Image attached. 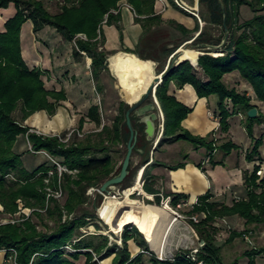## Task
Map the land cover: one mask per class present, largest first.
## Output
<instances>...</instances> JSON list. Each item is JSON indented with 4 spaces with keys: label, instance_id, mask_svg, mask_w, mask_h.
<instances>
[{
    "label": "trees",
    "instance_id": "16d2710c",
    "mask_svg": "<svg viewBox=\"0 0 264 264\" xmlns=\"http://www.w3.org/2000/svg\"><path fill=\"white\" fill-rule=\"evenodd\" d=\"M122 1L132 8L135 15L134 22L142 29L139 42L133 50L124 46L121 14L114 13L118 11L119 3ZM155 1L56 0L54 4L57 11L53 13L46 8L44 0H0V9H6L13 4L16 10L15 15L6 21L4 32L0 33V203L7 213L16 212L18 199L30 208L43 207L45 195L42 189L47 172L54 171V185L58 180L56 167L48 160L49 158L32 171H28L23 166L21 158L24 153H18L14 149L21 136L26 137L33 154L44 152L69 170L77 171L74 178L67 174H62L60 177L61 186L67 193V198L63 209L56 202H52V206L46 211L48 218L54 222L53 228L39 230L37 224L31 219L18 226H0V251L6 250L9 254V250L13 249L16 252V264H97L94 260L95 256L98 261L112 257L111 264H144L145 253H151L148 258L151 264H195L185 260L187 252L178 253L172 261L157 259L150 252L142 234L132 225L124 227L121 233V246H118L110 244L107 236L84 235L80 232L81 228L89 225L92 217L90 213L83 212L72 220L61 222L63 210L69 215L81 210L88 199L86 195L88 188H100L103 182L119 173L121 166L114 170L113 160L107 152L110 151L111 146L121 143L126 145L129 138L125 122V113L130 107L128 104L122 101L118 103L117 115L110 125L102 124L98 105L90 106L87 118L100 130L92 132L80 142L74 141L70 144L60 141L57 136H43L30 132V128L23 124L26 119L39 111H45L48 116H54L59 102L67 98L63 90L46 89L42 78L47 76V71L38 68L30 69L23 60L20 32L25 22L32 23L34 33L49 27L65 42L75 43L73 57L82 55L84 52L91 60L92 77L99 81L101 73L108 72L107 56L114 54L104 49L105 36L102 24L106 21L107 26H115L118 30L122 44L121 51L135 54L143 66V61L154 62L156 74L160 75L169 70H165L167 60L185 42L194 38V34L199 29L198 24L195 29L189 30L175 20H165L162 15L156 13ZM168 1L177 8L173 0ZM200 1L207 4L210 22L223 28V10L218 0ZM221 3L225 10L226 27L229 31L227 42L221 48L208 49L207 46H219L223 38H206L205 32L201 30L191 41L190 47L195 48V45L200 43L204 45L202 50H186L179 58L180 63H174L170 73L163 78L155 90V97L164 119L162 134L155 149L185 141L196 148L205 149V159H208L210 167L223 166V160H214V154L221 151L223 158H226L238 147L230 140L219 144L214 136L217 132L226 135L229 130L230 116L239 114L245 117L247 121L245 129L253 140L252 148L245 155V160L254 163V166L252 171H243L244 197L233 202L231 206H227L209 202L211 195L206 193L197 199L189 212L190 216L201 214L205 216L198 223H192L199 240L204 242L197 254L198 260L204 264H223L220 259L221 248L214 243L217 229L213 227V224L216 219L237 215L244 220L245 229L242 232H230L226 243L248 234L252 231L249 226H254L256 229L264 226V180H259L256 175L257 170L264 164V158L260 152L263 136L255 139L252 131L254 125L264 124V112L258 106V104L264 105V0H221ZM242 5L248 6L254 16L250 20L237 24V10ZM165 26L176 30L179 36H174L173 32H169ZM78 35H84L86 40L77 38ZM172 43H174L173 46L169 47ZM190 62L193 65L197 62V67L206 77V81L196 75V70ZM144 72L149 75L150 71L144 69ZM233 73H237L248 85L252 95L225 84V77ZM98 83L96 90L101 93L103 87ZM171 83H174L177 88L187 84L193 86L199 98L216 97L219 118V128L216 132L200 137L192 135L182 127L183 120L192 112V109L169 94ZM142 87V84L136 85L137 97L145 91H141ZM19 107L20 121L13 116ZM253 108L258 110V115L251 119L248 118L247 112ZM131 120L138 132L135 152L139 147V134L142 132L135 126L133 116ZM84 123L85 120L82 118L79 121V131L82 130ZM204 164L205 160L197 164L203 173L206 172ZM184 166V163H179L166 167L177 170ZM130 168L131 161L129 170ZM146 173L147 168L143 176ZM185 198L181 194H173L171 205L175 207L179 200ZM155 201L157 204L160 202L158 195L155 196ZM36 216L40 218L39 214ZM98 230H100L99 227ZM130 242H134L141 249L135 257H131L129 252ZM262 254H264V246L246 250L242 255L248 257V264H256L255 259ZM82 257L85 260L79 263ZM236 263L237 259L231 264Z\"/></svg>",
    "mask_w": 264,
    "mask_h": 264
},
{
    "label": "crops",
    "instance_id": "0c3cea01",
    "mask_svg": "<svg viewBox=\"0 0 264 264\" xmlns=\"http://www.w3.org/2000/svg\"><path fill=\"white\" fill-rule=\"evenodd\" d=\"M119 8L122 20L121 25L123 27V44L126 48L133 50L136 48L139 42L142 34V29L139 24H136L134 22V14L125 1L119 3ZM155 11L156 13L162 14V17L165 20H175L177 23L182 24L189 30H193L197 27V22L194 17H188L183 13L172 9L168 5L167 0H156ZM15 13L16 10L13 4H10L6 9H0V33L4 32V25L6 21L12 18ZM102 30L105 36L104 49L108 52H114V54H111L110 56H113L115 54H130L121 51L122 44L119 40V32L115 28V26L104 25L102 27ZM201 30L203 29L200 28L198 33ZM198 33L195 34V37L198 35ZM193 39L194 38L185 42L175 52V54L167 60L165 70L174 59V57L180 53L181 48L191 46V41H193ZM20 44L22 57L26 65L30 69L38 68L47 71V76L42 78L45 83L46 89L55 91L63 90L67 97L65 101L59 102V106L54 116H48L45 111H40L32 115L25 121V124L31 128L32 132L50 136L59 132L61 129L68 128L70 121L73 120L71 117V113L80 111V109L84 107V100L85 97H87L86 94L89 93V90L82 84L81 80H79V75L81 73L79 69V66L81 65V57L79 59L80 62H76L73 57V49L71 43L65 42L59 34L54 32L53 29L45 27L38 33H34L33 25L30 21L25 22L21 28ZM173 44L174 43L170 44L169 47H172ZM202 46L204 45L200 43L195 45V47L199 50H202ZM200 55H202V53ZM179 58L180 57H178V61H176V64L180 63L179 61L181 60H179ZM143 62L149 63L150 65L149 75L144 72L142 62H140L141 74H135L131 76L128 79V82L130 81V79L137 80V84H142L143 82L147 81V89L152 81L151 79L158 75L156 74V64L154 62ZM88 64L90 66L89 61ZM77 70L79 71L78 74L71 73V71ZM108 70L110 73L109 77L114 82L113 89L118 95V102L122 101L129 106H132L142 97L146 89L138 97H136V92H138L137 89L133 93V95H123L121 93V89L117 86L116 79L112 75L109 67ZM195 70L196 75L199 78L204 81L207 80L198 67H195ZM49 74H52V76L56 74L54 76V80L49 79ZM68 78L70 79V81L66 80ZM47 80H49V82ZM126 90L127 89L125 88V93ZM104 92L105 90L103 89L100 94ZM169 94L174 96L176 100L181 104L192 109V112L182 122V127L185 130H187L194 136L200 137H205L218 130L219 118L217 110V99L215 100L213 96H210L208 98H199L193 86L187 84L182 88H177L174 83H171L170 85ZM155 100L157 102L156 98ZM101 101L103 103H100V105L103 107L105 105L104 101L106 100H104L103 98L101 99ZM150 103H153V99L150 100ZM156 104L158 107H156L155 112L158 114L159 109V114H162L158 102ZM92 105L96 104H94L90 100L88 102L85 114L81 115V117H84L85 119L84 125L86 124V121L89 120L87 118V113L89 107ZM103 113L104 109L100 108L102 124H105L103 120ZM132 116L135 120V126H137L140 132H142L139 135V147L136 149L133 156V160L138 162H135V165L139 170V172H137V176L139 175L141 170H143L144 173L145 168H147V173L145 174V176H143L142 174L141 177V189L143 193H140V195H143L144 197L147 196V198H155V196L161 195L168 198L166 200L169 202L172 201L173 194H181L186 198L178 201L179 203L185 204L183 205L184 208L180 211H183V215L187 217L190 216L188 214L194 202H196L199 197L205 195L206 193H209L211 195L209 202L225 204L227 206H231L233 202L238 201L244 197L245 190L243 185V171H252L254 163H247V165L238 163L237 165H235V167H230L226 164L231 155L226 158H223L221 156L220 161L223 160V166L218 165L212 168L208 163H205L204 167L206 168V172L203 173L197 167V164L205 160V157L203 156L194 163L185 161L187 160L185 159L184 161L179 162L185 164L184 168L170 170L166 166L172 165L164 162V159L162 157L163 154L166 153V149L168 147L178 142L170 145H164L162 147L163 150L160 153V155L162 156L160 158H157L158 149L155 148L161 136V127L159 126V131H157L156 129L157 138L155 135L154 140L148 141L147 136L144 134V126L139 121L140 117L136 115ZM238 116H240V118L242 117L241 114H239ZM89 122L93 123L90 120ZM99 130L100 128H97L95 131ZM227 137L229 138L228 134ZM200 150L202 151L203 148H201ZM245 152L243 153L244 157ZM261 155L264 158L262 152ZM131 170L132 169L130 168V171ZM163 193H165V195ZM153 206L159 213V221L154 227L150 239L147 240L144 235L143 237L149 246L150 252H152V254H154L157 259L170 260L178 253L194 250L198 247L200 240L192 226V220L185 221L180 218L176 219L172 210L160 209L155 205ZM199 217L202 219V217L204 216L201 214ZM163 218H169V220L162 224L161 220ZM213 227L218 230L221 229L214 236V243L216 246L221 248L220 258L223 264H230L235 259L234 257L232 258V256L240 255L243 254L246 250L256 248L257 245L262 244V242L264 241V228L259 227L258 229H255L254 226H249V228L252 229L249 234H245L242 238H235L232 242L227 243L226 245H222L221 242L226 243L230 232H242L245 229L244 220L237 215L228 216L223 219L216 220V222H214L213 224ZM140 251L141 249L134 242H131V244H129V252L131 254V257H135L138 253H140ZM150 256L151 253H145L144 264H151L148 262V258ZM3 258L4 252L0 251V264H2ZM111 260L112 257L99 262L100 264H111Z\"/></svg>",
    "mask_w": 264,
    "mask_h": 264
},
{
    "label": "rangeland",
    "instance_id": "374dc122",
    "mask_svg": "<svg viewBox=\"0 0 264 264\" xmlns=\"http://www.w3.org/2000/svg\"><path fill=\"white\" fill-rule=\"evenodd\" d=\"M247 1H251V0H247ZM173 2L177 6V8L172 6V4L167 0L168 5L172 9L179 11L186 16L190 15V16L194 17L197 24H198L197 28L199 30H200V28L203 29V31L206 34V38H216V39L224 38L222 26L215 25V24H212L210 22V15H209V10H208L207 4H205L204 2H201L200 0H173ZM44 3H45L46 8L50 12L55 13L57 11V9L55 8V4H54V3H56V0H44ZM130 9L132 11L131 7H130ZM118 12H120V8L118 9V11H115L114 13L116 14ZM237 12H238L237 24H241L247 20H250L254 16V13L246 5H242L241 7H239ZM132 13H133V11H132ZM157 14H160V13H157ZM160 15H162V14H160ZM134 18H135V15H134ZM105 23H106V21L103 22L102 26L106 25ZM165 28L168 29L169 32H173L174 36H176V37L179 36V33L176 30L169 28V27L167 28V26H165ZM196 33H198V32H196ZM195 34H194V38H195ZM77 38H81L83 40H86V37L84 35H78ZM71 46H72V49L74 50L75 49V43H71ZM99 50H101V49H99ZM127 56L130 57L131 59H138L139 60V58L135 54H126V55L115 54L113 56L108 55L107 56L108 60H106V61H107V67H109L112 75L115 77L116 84L121 89V92H123L124 89L126 88L127 89L126 93H125V91H124V93L133 95V93L136 91L137 80L130 79L129 82L125 83L123 81V79L119 76L120 72L123 68L124 60ZM80 57H81V60H80L81 65L79 66V69H80L81 73L79 75V80H81L82 84L84 86H86V88H88V90H89L88 91L89 93L86 94L87 97H85V100H84V107L81 106L82 108L80 109V111H75V112L71 113V117L73 120L70 121L68 128L61 129L59 132L50 135V136L59 137L60 141L65 142L66 144H70L74 141L80 142V141L84 140L85 137L89 136L92 132H94L97 129V127L95 126L94 123H91V122H89V120H87L86 124L83 125L82 130L81 131L78 130L79 121L82 118L84 119V117H81V115L85 114V112L87 110L86 108H87L88 102L90 100L94 104L98 105L100 108L104 109L103 120H104L105 124H110L111 121L113 120V118L117 115V107H118L117 104L119 103L118 102V100H119L118 95H117L116 91L113 89L114 82L109 77L110 76L109 70H108V72L101 73V79L99 81H96L92 77V74L90 75L91 68L88 64V61L89 62L91 61L90 58H88L87 55L84 52H82V55L74 57L76 62H80L79 61ZM143 64H144V66H143L144 69L150 71L149 63L143 62ZM191 65L195 68V67H197V62H196V65H193L192 63H191ZM78 72H79L78 70L77 71H71L72 74H78ZM55 75L56 74H54V76ZM54 76H52V74H49L48 77H49V79L54 80ZM44 80H45V78H44ZM66 80L70 81L69 78ZM47 81L49 82V80H47ZM224 82L226 85H228L230 87L237 88L240 92H244V93H247L248 95H252V92L249 89L248 85L240 79V77L237 73L227 75V77L224 79ZM97 83L99 85H101L103 87V89L105 90V92L102 93L103 95L100 94L99 92H97V90H95ZM142 85H143V87H142L141 91L143 92L146 89L147 81L143 82ZM49 86H48V88H49ZM88 94H90V95H88ZM136 97H137V94H136ZM103 98L106 101H104L105 105L102 107L100 105V103H103L101 101V99H103ZM155 98L156 97H154L153 101L156 102ZM213 98L216 100L215 96H213ZM258 106H259L260 110L262 112H264V105L258 104ZM228 107H230L229 103H228ZM36 113H34V114H36ZM158 114H159V109H158ZM13 116L16 120L20 121V117H21L20 107L13 113ZM241 116H242L241 118L238 115L230 116V118L228 120L229 130L227 133L229 138L227 137V134L221 135L218 132L214 136V138L218 139L219 144L224 143L227 140H230L233 144H235L238 147L237 150H233L231 152V154H230L231 157L227 161L226 165H229L230 167H235V165H237L238 163H242V165H247V163H249L245 160L243 153L246 151V149H247V151H249L252 148L253 140L248 136L247 131L245 129L247 121L243 115H241ZM163 120H164L163 114H159L158 120L156 121L157 131H159V126L161 127L160 128L161 131L163 130ZM23 124L26 125L25 122ZM252 131H253V137L255 139H258L261 136H263V145L260 149V152H262V154L264 156V124H262L260 126L254 125L252 128ZM30 132H32L31 128H30ZM34 133H36V132H34ZM36 134L42 135L40 133H36ZM161 134H162V132H161ZM43 136H47V135H43ZM156 138H157V134H156ZM139 144H140V140H139ZM163 146L158 148L157 158H160L162 156V155H160V153L163 150L162 149ZM14 149L18 153H24L23 157L21 158V161H22L23 166L28 171H32L35 167H37L39 164L45 162V159L48 158V155L44 152H40L38 154H33L34 152L31 150L30 144L28 143L26 137H24V136L23 137L21 136L20 139L17 140V142L14 146ZM200 149L201 148H196L194 145H192L188 142L179 141L178 143L168 147L166 149L167 150L166 153L163 154L162 158L164 159L163 160L164 162H166L167 164L172 165V166L176 165L179 162L184 161L185 157H187L186 158L187 160H185V161H189V162L194 163V162L198 161L199 158H201L203 156L205 157V149L203 148L202 151ZM125 151H126V146L124 143H121L117 146H111L110 151L107 152V154H109L113 160L114 170H117L121 166L123 159H124V156H125ZM217 152H216V154H214V160L220 161V157L221 156L223 157L224 155L221 151H217ZM246 152H245V155H246ZM133 156H134V153L132 154V157H131V161H132L131 162V169L132 170L130 172L129 178L122 185L115 186V187L109 189L110 193H107V194H101L99 192V188H95V187L88 188L86 190V195H87L88 199H87V202L84 204V206L81 208V210L77 211V213L70 214V215L67 214L66 211L63 210L61 222L63 223V222H66L67 220H72V219H74V217L80 216L83 212L90 213L92 215V217L89 221V225L81 228L80 232L84 235L107 236L110 244H116L118 246H121V233L123 230L120 231L118 234L110 232L108 230V227L102 222V220L99 219V217L97 215V210L101 207V205L105 201V195L106 196H113L119 200H123L122 198H124L125 192L129 188H131L132 185L135 183L136 178H137L138 167L135 165V162H137V161L133 160L134 159ZM263 166H264V164H263ZM63 174H67V175L74 178L77 175V171L71 172V173H63ZM47 176L48 175L46 174L45 179H47ZM53 177H54V175H53ZM53 177L50 178L48 185L45 184V179H44V187L42 189V192L45 195V204L43 207H32V208H30V207L25 206L24 202L21 199H18L16 201V205H17L16 212L7 213V212H5L3 205L0 203V226H4V225L18 226V225L22 224L23 222L31 219L32 222H35L37 224V228L39 230L44 231L46 229L49 230V229L53 228L54 222L52 221V219L48 218V216L46 215V211L49 207L52 206V202H56L63 209L66 198H67V193L63 190V188L61 186V178H60L61 176L60 177L58 176V180L56 182V185L53 184ZM47 189H51L54 191H56L57 189H60L61 190V197H52L51 196L47 199ZM163 194L165 195V193H163ZM158 196L160 198V202L157 204L154 197L153 198L144 197L143 195H140V192H135L134 194L130 195V197L134 200L143 202V203L148 204V205H155L158 208L163 209L165 207V201H167L166 199H168V198H166L165 196L163 197L161 195H158ZM196 202H194V204ZM168 205L170 207V210H172V212L174 213V217L176 219L180 218V219H183L185 221L191 220L192 216H189V217L184 216L183 211H180L184 207H182L181 209H178L177 208L178 204L175 207H173L171 205V201L168 202ZM24 210H26V211H24ZM191 210H192V208H191ZM176 213H177V215H176ZM36 214H39L40 218H38L36 216ZM178 215H179V217H178ZM202 215L204 216V214H202ZM194 216L198 219V222L201 220V218L199 217L200 215H198V216L194 215ZM204 217H202V218H204ZM87 220H89V219H87ZM168 220H169V218H163L161 220L162 224H164ZM216 220H219V218ZM216 220H215V222H216ZM127 225L131 226L132 224H127ZM94 226H95V228H94ZM132 226H134V225H132ZM98 227L100 230H98ZM260 228H264V226H260ZM255 229H256V227H255ZM220 230L217 229V232H219ZM142 236H143V234H142ZM201 241L202 240H200L199 242H201ZM221 243H222V245L227 244V243H223V242H221ZM129 244H131V242ZM262 246H264V241L262 242V244L257 245L256 249H258ZM200 249H201V247H200V243H199L198 247L194 250H198V253H199ZM10 250H13V249H10ZM192 251L193 250H189V251H185V252H187L186 254H189ZM8 253L9 254L4 252V258L2 260V264H7V262H6V261H8L7 258L14 255V253H12L11 251H9ZM197 254H196V257H197V261H198V255ZM233 257L235 258L234 260L237 259L236 264H248L249 263L248 257L243 256L242 254L232 256V258ZM15 258H16V256H15ZM173 258H171L170 261H172ZM84 260H85V258L82 257L81 260L79 261V263H83ZM94 260L97 261V264H100V262L98 261V258L96 256L94 257ZM193 263H195V262H193ZM255 263L256 264H264V254H262L261 256H258L255 259ZM8 264H14V263H10L8 261Z\"/></svg>",
    "mask_w": 264,
    "mask_h": 264
},
{
    "label": "bare ground",
    "instance_id": "6f19581e",
    "mask_svg": "<svg viewBox=\"0 0 264 264\" xmlns=\"http://www.w3.org/2000/svg\"><path fill=\"white\" fill-rule=\"evenodd\" d=\"M194 49L198 48L183 47L180 49L179 54L181 56L186 50ZM135 74H141L140 62L136 59L126 57L119 76L125 83H127L128 79ZM137 172H139V170ZM142 174L143 170L140 171L132 187L125 192V196L122 198L123 200L105 195V201L97 210V215L112 233L118 234L123 230L124 226L127 224H133L147 238V240H149L154 227L159 221V213L153 205L145 204L130 197V195L135 192L143 193L141 189ZM163 209L170 210L168 201H165V207Z\"/></svg>",
    "mask_w": 264,
    "mask_h": 264
},
{
    "label": "water",
    "instance_id": "95a60500",
    "mask_svg": "<svg viewBox=\"0 0 264 264\" xmlns=\"http://www.w3.org/2000/svg\"><path fill=\"white\" fill-rule=\"evenodd\" d=\"M218 2L221 4L222 10H223V28H224V38L221 42V44L218 47L213 46H207L208 49H218L221 48L228 40L229 37V31L226 27V20H225V10L221 3V0H218ZM178 57H180V54H177L174 59L171 61L167 69L168 71H165L164 73L154 77L142 95V97L134 103L132 106L129 107V109L125 113V122L126 126L129 131V138L126 142V154L123 159V162L121 164V169L118 174L112 176L111 178L107 179L105 182L102 183V185L99 188V192L101 194H107L110 193L109 189L120 185L123 183V181L127 178V176L130 173L129 165L131 161L132 154L135 150V146L138 139V132L136 128L133 126L131 116L136 115L140 117V123L144 126V134L147 136L148 141L154 140V137L156 135V121L158 120V114L155 112L157 104L155 101L153 103H150V100L155 95L156 87L162 82L163 78L167 76L170 71L171 67L176 63ZM151 98V99H150ZM258 115V110L256 108H253L247 112L248 118H256ZM133 225V224H132ZM204 243L203 241L200 242Z\"/></svg>",
    "mask_w": 264,
    "mask_h": 264
},
{
    "label": "built area",
    "instance_id": "2783aa9c",
    "mask_svg": "<svg viewBox=\"0 0 264 264\" xmlns=\"http://www.w3.org/2000/svg\"><path fill=\"white\" fill-rule=\"evenodd\" d=\"M48 158H49V160L52 162V164L56 167V170H57V174H58V176L60 177L63 173H71V172H76V170H69L67 167H65V166H63V165H61V164H59L56 160H54L53 158H51V157H49L48 156ZM205 163L207 164L208 163V159H205ZM47 179H45V184H49V181H50V178L51 177H53V175H54V171H48L47 172ZM256 175H257V177H258V179L259 180H264V166H262V167H260L258 170H257V172H256ZM46 190V189H45ZM61 197V190L60 189H57L56 191H54V190H51V189H47V199L49 198V197ZM183 205H185L184 203H179L178 205H177V208L178 209H181L182 207H183ZM24 211H26V210H24ZM23 211V212H24ZM176 215H177V213H176ZM178 217H179V215H178ZM191 220L192 221H194L195 223H198V219L195 217V216H192L191 217ZM203 245H204V243H201L200 244V247H203ZM9 251H11L12 253H14V255H12V256H10L9 258H7L8 259V261L10 262V263H14V264H16V262H15V256H16V253H15V251L14 250H9ZM3 252H7L6 250L5 251H3ZM198 253V250H193L191 253H189V254H186L185 255V260H187V261H191V262H195V264H204L202 261H197V257H196V254ZM8 261H6L7 262V264H8ZM5 263V262H4Z\"/></svg>",
    "mask_w": 264,
    "mask_h": 264
}]
</instances>
